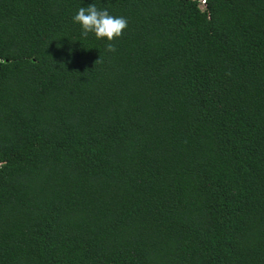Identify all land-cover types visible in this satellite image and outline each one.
<instances>
[{
    "label": "trees",
    "instance_id": "obj_1",
    "mask_svg": "<svg viewBox=\"0 0 264 264\" xmlns=\"http://www.w3.org/2000/svg\"><path fill=\"white\" fill-rule=\"evenodd\" d=\"M0 264H264V0H0Z\"/></svg>",
    "mask_w": 264,
    "mask_h": 264
},
{
    "label": "clouds",
    "instance_id": "obj_2",
    "mask_svg": "<svg viewBox=\"0 0 264 264\" xmlns=\"http://www.w3.org/2000/svg\"><path fill=\"white\" fill-rule=\"evenodd\" d=\"M72 19L74 23L80 24L82 36L87 37L89 33H94L96 38H106L108 41L120 37L127 27L126 18L112 16L107 9L100 10L95 4L79 7ZM105 48L109 52L116 50L112 43H107Z\"/></svg>",
    "mask_w": 264,
    "mask_h": 264
}]
</instances>
